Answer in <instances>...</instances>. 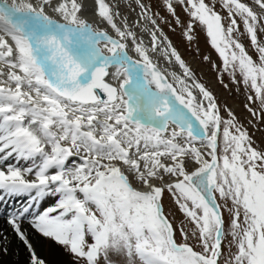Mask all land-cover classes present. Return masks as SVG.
<instances>
[{
  "label": "snow or ice",
  "instance_id": "snow-or-ice-1",
  "mask_svg": "<svg viewBox=\"0 0 264 264\" xmlns=\"http://www.w3.org/2000/svg\"><path fill=\"white\" fill-rule=\"evenodd\" d=\"M173 21L206 32L243 116ZM261 125L264 0H0V202L21 200L0 211L29 264L33 235L70 264H264Z\"/></svg>",
  "mask_w": 264,
  "mask_h": 264
},
{
  "label": "rangeland",
  "instance_id": "rangeland-1",
  "mask_svg": "<svg viewBox=\"0 0 264 264\" xmlns=\"http://www.w3.org/2000/svg\"><path fill=\"white\" fill-rule=\"evenodd\" d=\"M151 2L153 4H158L159 0H151ZM158 10L161 12L162 15L166 16L169 20L172 19L169 16V14L166 11H164L162 7L159 8ZM177 13L182 20L187 19L186 14L180 7H177ZM163 27H164V31L172 40L173 44L177 47L182 58L196 72L198 79L204 82L214 92V94L217 96L220 102L226 103L228 106H231L236 110L237 114L243 116L244 115L243 94L237 91L235 85L229 84L226 74L224 76V83L228 84V87L225 88L223 84H221L219 81L218 73L211 67V65L208 62H205L202 59L203 55H208L210 56L213 63L221 64L222 62L221 59L218 57V54L210 46V38L206 37V32L197 30L193 41L189 42L182 35L180 27L176 26L174 21L172 23V27L175 28V31L171 30L166 25ZM256 136L258 138V142L260 138L264 137V125L260 126V131L256 133ZM16 253L20 254L19 251H17ZM16 253H14V255H16ZM26 253L28 254V252ZM67 257L71 261V258L68 255ZM0 264H18V263L15 260L4 261L3 258H1Z\"/></svg>",
  "mask_w": 264,
  "mask_h": 264
},
{
  "label": "bare ground",
  "instance_id": "bare-ground-1",
  "mask_svg": "<svg viewBox=\"0 0 264 264\" xmlns=\"http://www.w3.org/2000/svg\"><path fill=\"white\" fill-rule=\"evenodd\" d=\"M8 201L13 203H8L7 205L12 204L18 206L21 203V200L19 198ZM3 207L4 204H1L0 209H3ZM0 229L7 231L10 248L8 254H0V260L1 258H3L4 261L15 260L18 264H28L29 253H26L27 250L25 246L13 235L11 229L4 223L3 216H0ZM32 242L38 256L45 260V264L70 263V260L67 257V254L64 252L63 248L55 241H52L48 238H38L36 235H33ZM17 251H19L20 254H17ZM14 253H16V255H14Z\"/></svg>",
  "mask_w": 264,
  "mask_h": 264
}]
</instances>
